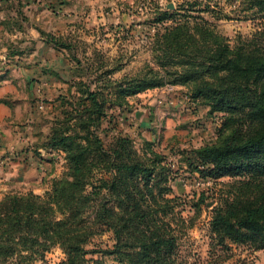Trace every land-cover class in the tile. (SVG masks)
Listing matches in <instances>:
<instances>
[{
  "label": "trees",
  "instance_id": "1",
  "mask_svg": "<svg viewBox=\"0 0 264 264\" xmlns=\"http://www.w3.org/2000/svg\"><path fill=\"white\" fill-rule=\"evenodd\" d=\"M241 2L259 20L251 37L231 46L202 15L183 7L160 10L152 65L137 76L110 79L107 95L92 87L89 75L71 83L74 89L59 98L60 111L41 145L64 154L66 173L44 195L7 193L0 199V264H34L55 245L66 255L58 264H90L85 256L96 251L83 245L100 227L113 237L112 247L100 252L117 264H178L180 237L166 220L174 200L168 197L172 160L154 149V141L137 147L119 127L129 97L167 85L190 86L191 100L211 117L220 114L213 140L177 151L203 179L234 178L213 209L211 245L264 250V0ZM39 32L57 49L74 47ZM96 169L105 175L93 182ZM93 203L86 224L83 215Z\"/></svg>",
  "mask_w": 264,
  "mask_h": 264
},
{
  "label": "rangeland",
  "instance_id": "2",
  "mask_svg": "<svg viewBox=\"0 0 264 264\" xmlns=\"http://www.w3.org/2000/svg\"><path fill=\"white\" fill-rule=\"evenodd\" d=\"M67 1L71 4L61 7L58 9L61 11L54 14L53 11L50 14L47 11L26 12V14L11 13L4 9L0 14V34H2L0 41L13 46L10 52L4 53H23L29 50L34 44L30 39L32 37L30 29L34 31V39H39L41 33L39 35L38 31L54 33L58 36L56 30L59 31V27L60 30L66 31L61 37L69 40L74 46L71 51L62 52L68 59V64L74 68L77 75H89L94 82L92 87L100 88L104 95H107L109 91L107 86L110 79L120 80L123 77L137 76L147 65H152L150 44L154 32L163 25L156 20L160 10L176 12L179 7H183L185 10L188 9L192 15H202L213 23L218 33L229 40L231 46L239 38L251 37L259 21L253 18L252 11L243 10L241 0H91L90 6L94 7L92 9L94 13L90 16H87V13L77 14L78 9L75 8H77V3H81L80 1ZM6 30L17 32L13 35L5 33ZM2 56L5 59L6 55L2 54ZM108 71L111 72L110 76ZM74 80L78 79L69 80L64 86L65 89L61 86L59 88V84L56 83L49 89L50 94L42 93V90L38 93L35 90L40 85L39 80L35 81L32 78L27 81L26 85L33 81V90L28 95V101L35 104L36 111H40L39 120L45 121L42 128L44 130L39 132L41 136L37 140V146L44 143L51 124V119L46 117L49 114L43 112L47 110V106H52V112L59 113L57 98L73 91L71 82ZM178 92L189 93L190 86H183L181 90L175 91V93ZM192 114L193 117L186 121V127L182 128L184 133H176L165 141L163 139L155 141L156 146L154 147L156 151L167 155L169 160H172L174 173L173 179L169 181L172 193L168 197L174 200L170 203L172 213L168 214L166 220L176 227L180 237L176 252L178 264H264V250H254L248 245L229 244L227 247L211 245L209 228L213 209L219 204V199L228 189L227 185L234 178L203 179L197 173H191L187 169L177 151L199 147L213 140L218 129L212 117L200 103L197 102L192 108ZM175 130L178 129L175 128ZM129 134L135 140L137 147H140L142 137L136 131ZM21 145L19 144L17 151L28 150L30 146ZM32 152L41 160L51 162L53 166L56 176L48 182L50 190L52 181L66 173L67 165L64 154L46 149L40 151L35 149ZM22 157L25 158V154ZM14 160L19 159L15 156ZM0 165L5 166L1 162ZM103 175H105L104 172L96 169L92 175L93 182ZM6 183L8 184L6 189L0 187V199L7 193H35L28 184H22L19 181L9 183L8 180L0 182V184ZM45 192L35 194L44 195ZM202 196L204 197L203 202L200 201ZM92 205L93 207L83 215V221L86 224L93 217L92 211L95 204ZM178 217L184 218L185 222L177 225L175 219ZM112 245V233L100 227L83 245L85 250L96 252H88L85 257L90 264L94 259H98L102 264H117L113 256L100 252L111 248ZM65 258L66 255L62 248L55 245L45 253L42 260H37L34 264H58Z\"/></svg>",
  "mask_w": 264,
  "mask_h": 264
},
{
  "label": "crops",
  "instance_id": "3",
  "mask_svg": "<svg viewBox=\"0 0 264 264\" xmlns=\"http://www.w3.org/2000/svg\"><path fill=\"white\" fill-rule=\"evenodd\" d=\"M77 1L81 2L76 5L77 14L87 13L86 15L90 16L94 13L92 11L94 7L90 6L91 0ZM70 4L67 0H0V14L4 9L11 13L47 11L50 14L53 11L54 14L60 12L61 10L58 9L61 7ZM58 30H56L58 36H63L66 32L59 27ZM14 32L6 30L5 33L14 35ZM30 34L34 44L23 53L8 54L13 46L0 41V162L5 164L4 167L0 165V182L2 180H8L9 183L19 181L30 185L35 193H43L49 190L48 182L56 174L51 162L41 160L32 152L35 149L38 151L42 149L41 145L37 146V140L41 136L39 132L44 130L42 128L45 121L39 120L40 111H36L35 104L28 101V95L33 90V81L29 85L26 83L32 78L35 81L39 80L40 85L35 90L37 92L42 90L43 93L48 92L56 83L59 84V88L61 86L65 89L64 86L69 80L86 77L84 74L77 75L74 68L70 67L68 59L62 54L67 50L55 48L51 42L40 35V32L39 39H34L33 29H30ZM6 51L8 52L4 53ZM2 54L6 55L5 59ZM181 88L183 86L180 85L172 86L171 89L163 86L129 97L130 108L121 118L119 127L126 134L136 131L142 137L141 142L144 139L154 142L162 139L165 141L176 133H184L182 128L186 127V121L193 117V114L192 109L190 110L187 104L180 101V95L183 93H175ZM65 95L62 94L57 99ZM159 99H161L160 102ZM46 109L47 112L43 113L49 114L46 117L52 121L58 114L52 112V106H47ZM204 109L207 111L206 107ZM175 128L178 130L176 131ZM19 144L30 146L28 150L17 151ZM23 154L25 158L22 157ZM15 156L19 159L18 161L14 160ZM0 187L6 189L8 184H0Z\"/></svg>",
  "mask_w": 264,
  "mask_h": 264
},
{
  "label": "built area",
  "instance_id": "4",
  "mask_svg": "<svg viewBox=\"0 0 264 264\" xmlns=\"http://www.w3.org/2000/svg\"><path fill=\"white\" fill-rule=\"evenodd\" d=\"M166 87H168L169 89H171L172 86L167 85ZM161 101V99H159V102ZM180 101H182L183 103L187 104V106L192 109L195 105H196V101H193L189 98V96L186 93H183L180 95ZM213 121L215 122L216 126L220 125V114H213L212 116Z\"/></svg>",
  "mask_w": 264,
  "mask_h": 264
},
{
  "label": "water",
  "instance_id": "5",
  "mask_svg": "<svg viewBox=\"0 0 264 264\" xmlns=\"http://www.w3.org/2000/svg\"><path fill=\"white\" fill-rule=\"evenodd\" d=\"M169 8H172V6H169Z\"/></svg>",
  "mask_w": 264,
  "mask_h": 264
}]
</instances>
